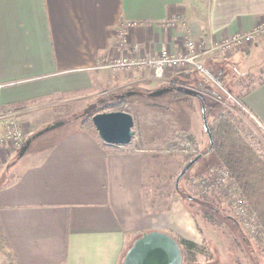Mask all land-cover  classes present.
<instances>
[{
    "label": "crops",
    "instance_id": "crops-1",
    "mask_svg": "<svg viewBox=\"0 0 264 264\" xmlns=\"http://www.w3.org/2000/svg\"><path fill=\"white\" fill-rule=\"evenodd\" d=\"M122 20L138 22L125 45L116 36ZM262 24L264 0H0V111L12 104L34 111L72 92L100 104L121 101L134 121L130 142L154 138L144 126L137 132L136 116L155 111L158 142L186 132L205 148L207 162L202 110L207 124L226 111L233 121L242 110L264 135V77L240 101L222 88L235 96L248 89L236 85L248 78L230 73L240 56L264 57V38L237 50L213 49ZM188 39L202 51L207 73L188 68L155 79L149 70L100 67L108 58L156 56L162 47L181 53ZM61 134L30 158L13 145L0 148V264H8V254L13 264H122L136 238L176 224L178 217L145 205L152 163L146 151L105 144L95 129ZM203 160L190 168L203 172Z\"/></svg>",
    "mask_w": 264,
    "mask_h": 264
},
{
    "label": "rangeland",
    "instance_id": "rangeland-1",
    "mask_svg": "<svg viewBox=\"0 0 264 264\" xmlns=\"http://www.w3.org/2000/svg\"><path fill=\"white\" fill-rule=\"evenodd\" d=\"M258 38H264V33H261L252 44ZM202 66L207 73L208 68L203 63ZM233 70L230 73L231 77L233 76L237 79L248 78V81L244 82L245 84H239L238 81L236 84L238 86L237 89L248 88L264 77V57L254 53L240 56L237 58ZM257 71H259L258 75L253 76L252 73H256ZM246 72L250 74L245 76ZM222 88L226 95H232L236 99L234 91L229 86L223 84ZM90 100L83 93L72 92L70 94H57L50 98V101L47 103L48 106L34 111L23 112V109L13 106L12 108L19 111L17 118L23 122L22 124L26 128H29L27 129L28 137L25 147L19 148L15 153L23 158H30L34 156L37 150L43 148L46 142H42V140L47 138L49 134V137L52 136L54 138L59 137L61 133L64 134L77 129L94 130L95 128L89 116L95 107L100 106V103L97 101L91 102ZM148 101L155 102L154 99ZM230 102L233 104L230 106H237L235 100L231 99ZM24 103L29 104V102ZM2 114L3 111H0V116ZM234 116L233 123L237 130L247 135V140L251 142L264 160L263 133L253 125V122L245 116L242 110H239ZM75 118L78 119L76 120ZM65 120H73V122H65ZM152 122L153 125H150ZM155 123V111L144 110L143 114L136 116V130L140 134L143 132L150 139L151 137L154 138L147 142H130L125 146H121L125 147L128 151L142 149L151 156V168L146 175V178L148 177L149 179L147 182L149 185V195L146 196L145 205L149 207L148 209L152 210L151 212H155L157 215L164 214L165 218H169L168 216L170 215L178 217L176 224L166 228L164 233L173 237L176 241L180 238H186L197 244V252L194 255L193 261L188 262L183 258L184 264H264V244H254L252 236L250 237V234L238 223L233 210L234 200L231 199L230 202L223 199L219 191L209 194L207 198L202 196L191 184L192 179L206 174L205 171L208 169L205 164L206 159L203 160L204 164H201V166H204L203 172L198 173L194 168H190L186 175L178 182L181 195L176 191L174 180L180 173V168L177 170V163H183L184 159L182 161L181 153L172 149V135L175 132L182 131L170 132L172 136V141L170 139V142H158L156 137L157 135L161 136L162 132H159L155 128ZM57 124L63 125H59L57 129H53L56 131L52 130L45 134L42 133L47 128H52ZM137 126H144L146 130L141 129L142 132L141 130L138 131ZM37 134H43L44 136L37 138L35 142H29ZM186 134L189 135L188 133ZM169 145L172 146L170 147ZM193 145L197 152L194 141ZM204 149L201 147L202 152H205ZM174 166L175 171H173ZM209 167L213 169L217 168L215 165H210ZM191 196L194 197L193 200L189 199ZM179 199L180 203L177 204L176 202ZM174 203L176 205L175 208ZM204 213L212 216V220H207L203 216Z\"/></svg>",
    "mask_w": 264,
    "mask_h": 264
},
{
    "label": "built area",
    "instance_id": "built-area-1",
    "mask_svg": "<svg viewBox=\"0 0 264 264\" xmlns=\"http://www.w3.org/2000/svg\"><path fill=\"white\" fill-rule=\"evenodd\" d=\"M137 25L138 22L136 21L122 20L116 33L118 42L122 45L127 44L129 30ZM261 33H264V24L256 26L249 32L226 38L215 44L213 49L224 52L241 49L252 44ZM133 50L137 51L136 45H134ZM201 58L202 51L192 40L188 39L185 42L184 52L181 53H172L167 48L162 47L156 56L132 55L108 58L100 67L111 72L133 69L149 70L155 79H163L167 72L188 68L206 73ZM18 112L12 107H7L0 116V148L7 144L21 148L26 142L28 131L22 124L23 122L17 118ZM172 149L183 154H196L192 138L183 132L174 133ZM191 184L202 196L207 197L209 194L219 191L223 199L230 202L231 199L234 200L233 210L238 223L250 234V237L252 236L254 244H264L262 225L258 222L256 215L250 212L248 204L237 195L234 181L230 178L227 169L211 168L205 176L192 179Z\"/></svg>",
    "mask_w": 264,
    "mask_h": 264
},
{
    "label": "trees",
    "instance_id": "trees-1",
    "mask_svg": "<svg viewBox=\"0 0 264 264\" xmlns=\"http://www.w3.org/2000/svg\"><path fill=\"white\" fill-rule=\"evenodd\" d=\"M252 88L253 86L251 88H248L244 93L236 95V100L240 101L247 93L252 90ZM11 106L17 105L12 104ZM3 109H5V107H3ZM110 111L126 110L121 101L115 103L100 104V106H97L95 107V109H93V112L89 116L90 120L96 113ZM75 119L77 120L78 118ZM73 120H65V122L71 121L72 123ZM59 125L57 124L52 128H47V130L43 131L42 133L45 134L52 131L53 129H57ZM207 130L209 132L211 140L210 142H208L209 158L206 162V167L209 169L210 165H215L217 166V169L225 168L228 170L230 178L234 181L237 195L248 204L250 212H253L256 215L258 222L262 225V228L264 230V160L262 159L258 151L255 150L251 142L247 140V135L243 134L240 130H237L235 124L232 121L231 112L226 111L217 115V117L211 124H207ZM49 135L47 136V138L42 140V142H46ZM43 136V134H37L35 135L34 139H36L35 141H37V138H41ZM25 145L26 142L23 144L22 148L25 147ZM169 146L171 147L172 145ZM196 148L197 152L194 155L181 153L184 159V164L191 161L197 156H199L198 160H203L201 158H203L202 156L204 152H202L197 146ZM207 170L205 171L206 174L208 172ZM186 173L184 174V176L186 175ZM205 175L203 174L202 176ZM202 176H199V178ZM175 180L174 187L176 191L181 195L179 186L176 188ZM189 199L193 200L194 197L191 196ZM203 216L207 220H212L213 218L207 213H204ZM177 242L182 249L183 258H185V260L188 262H192L194 259V255L197 252V244L186 238H180L179 240H177ZM6 258L8 264H13V261H11V256L9 254L6 255Z\"/></svg>",
    "mask_w": 264,
    "mask_h": 264
},
{
    "label": "water",
    "instance_id": "water-1",
    "mask_svg": "<svg viewBox=\"0 0 264 264\" xmlns=\"http://www.w3.org/2000/svg\"><path fill=\"white\" fill-rule=\"evenodd\" d=\"M203 111L205 129L206 117ZM92 124L100 139L109 145H126L133 136V117L126 111L99 112L92 116ZM209 140L210 135L207 130ZM27 142V141H26ZM199 156L187 162L175 180H179L198 161ZM182 249L178 242L161 231H150L136 238L126 251L122 264H183Z\"/></svg>",
    "mask_w": 264,
    "mask_h": 264
},
{
    "label": "flooded vegetation",
    "instance_id": "flooded-vegetation-1",
    "mask_svg": "<svg viewBox=\"0 0 264 264\" xmlns=\"http://www.w3.org/2000/svg\"><path fill=\"white\" fill-rule=\"evenodd\" d=\"M182 263H183V264L185 263L184 260L182 261Z\"/></svg>",
    "mask_w": 264,
    "mask_h": 264
}]
</instances>
